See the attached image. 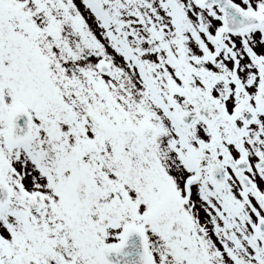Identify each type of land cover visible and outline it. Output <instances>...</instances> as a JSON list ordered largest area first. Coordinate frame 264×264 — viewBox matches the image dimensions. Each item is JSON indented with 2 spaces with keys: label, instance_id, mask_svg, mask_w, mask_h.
I'll return each mask as SVG.
<instances>
[{
  "label": "snow or ice",
  "instance_id": "snow-or-ice-1",
  "mask_svg": "<svg viewBox=\"0 0 264 264\" xmlns=\"http://www.w3.org/2000/svg\"><path fill=\"white\" fill-rule=\"evenodd\" d=\"M0 264H264V0H0Z\"/></svg>",
  "mask_w": 264,
  "mask_h": 264
}]
</instances>
